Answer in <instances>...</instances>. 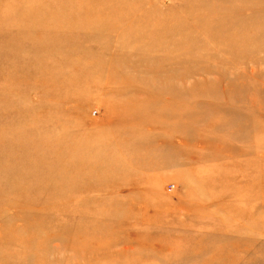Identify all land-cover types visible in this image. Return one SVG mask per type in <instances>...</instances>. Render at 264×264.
Segmentation results:
<instances>
[{"label": "rangeland", "instance_id": "obj_1", "mask_svg": "<svg viewBox=\"0 0 264 264\" xmlns=\"http://www.w3.org/2000/svg\"><path fill=\"white\" fill-rule=\"evenodd\" d=\"M80 7L0 0V264H264V0Z\"/></svg>", "mask_w": 264, "mask_h": 264}, {"label": "bare ground", "instance_id": "obj_2", "mask_svg": "<svg viewBox=\"0 0 264 264\" xmlns=\"http://www.w3.org/2000/svg\"><path fill=\"white\" fill-rule=\"evenodd\" d=\"M72 1L79 2L82 5V7H80V9H77V10L70 9L68 11H62L61 13L58 12V16L62 17L63 19L75 17L76 19H79V20H83V19L87 20V19H91L94 17L98 19L105 18L106 20V19H110L109 13L113 12V7H110L109 10L105 7L104 9L102 8L97 9V8L91 7V2H94V1L99 2L100 0H72ZM102 4L107 5L103 1H102ZM98 5L100 6V4ZM52 13H53L52 11H48L45 14L51 15Z\"/></svg>", "mask_w": 264, "mask_h": 264}]
</instances>
